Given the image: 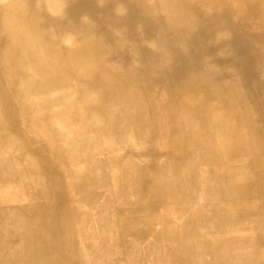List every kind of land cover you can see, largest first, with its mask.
<instances>
[{
    "label": "bare ground",
    "instance_id": "6f19581e",
    "mask_svg": "<svg viewBox=\"0 0 264 264\" xmlns=\"http://www.w3.org/2000/svg\"><path fill=\"white\" fill-rule=\"evenodd\" d=\"M263 172L264 0H0V186L27 199L0 264H264L258 222L221 254L193 225L216 204L168 206Z\"/></svg>",
    "mask_w": 264,
    "mask_h": 264
},
{
    "label": "crops",
    "instance_id": "0c3cea01",
    "mask_svg": "<svg viewBox=\"0 0 264 264\" xmlns=\"http://www.w3.org/2000/svg\"><path fill=\"white\" fill-rule=\"evenodd\" d=\"M1 181L2 180H0V182ZM4 184L5 183H2V185L0 186V197H1L0 207L2 208L7 206V208L5 210L0 209L1 211L0 212L1 215L0 216V237H1L0 249L1 247H3L4 251L6 252V250L8 251L14 248L12 246L16 244V238H17L16 232L12 231V228L14 227V224H16L17 220L9 218V215L15 213L17 208L25 207V206L19 207L17 205L18 204L24 205L25 202L27 203V199L25 198L26 195L24 189H22L20 186L17 185L12 186L10 184L9 186L8 184L6 185ZM18 187H20V189H18ZM221 188H222L221 193L210 192L211 194H209V192H206L208 193L207 196L204 194L205 189H201V190L199 189L200 193H198V191H194L195 193L194 196H198V200H197L198 203L197 202L195 203L194 201H185L184 203H182L181 201L183 200H180L181 203L175 204L174 206L172 204H168V206H170V208L178 207L179 209H186L187 213H189L190 215H194L196 214L195 211L198 209L199 206H201V208L203 209L202 206L204 204L210 205L213 203L212 204L213 206L216 204V206L219 207L218 209L222 211V214L224 216L223 220L219 223L217 222L216 224L215 222L211 223L210 220H206V219L204 220L202 217L200 220V218L197 217L199 218V221L196 219L193 220L194 222L193 225H195L196 228L194 232L197 233L196 224L199 223L200 224L199 227L201 228L200 234H202L204 237H207L208 239L220 238L222 240L223 239H226L227 241L236 240V242H238L235 244L234 243L231 244V247L229 248H222L220 245L219 246L220 248L216 249L218 251L215 252L221 254H232V253L248 254L250 252V249L254 247L253 238L255 239L254 235L256 233L255 230H256L257 222L260 226L261 234H263L264 190H260V188L256 189L253 187V188H248L246 192H242L239 189H235V188L232 189V187H228V186H226L227 189L225 187H221ZM209 189L212 190V188ZM8 192H20V194H18L17 198H15L14 196L10 198L8 197L7 194ZM2 204H4L5 206ZM9 210L11 211V213ZM157 211L158 213L156 219L159 217L160 208H158ZM181 217L182 216H180V218ZM263 240H264V236H263ZM245 244L247 245L245 246ZM262 244H264V241ZM250 245H252L253 247ZM5 247H7V249ZM243 249H245V251Z\"/></svg>",
    "mask_w": 264,
    "mask_h": 264
},
{
    "label": "rangeland",
    "instance_id": "374dc122",
    "mask_svg": "<svg viewBox=\"0 0 264 264\" xmlns=\"http://www.w3.org/2000/svg\"><path fill=\"white\" fill-rule=\"evenodd\" d=\"M123 155H121V157H122ZM117 157V156H116ZM253 172H254V170H252ZM264 173V172H263ZM200 188V187H199ZM254 188H256V189H259L260 187H254ZM202 188H200V190H201ZM260 190H264V188H261ZM58 192H59V194L61 193V189H58L57 190ZM221 191H222V188H217V189H209V188H207V190H205V192H204V194L207 196V194L208 193H206V192H209V194H211L210 192H213V193H221ZM61 196V195H60ZM61 198L59 199V208L60 207H62V202H61ZM263 201H264V198H263ZM27 205V203L26 204H24V205H21V204H18L17 206H19V207H22V206H26ZM5 206V205H4ZM7 207V206H6ZM6 207H0V209H3V210H5L6 209ZM173 214H174V216H175V213L173 212ZM173 216V217H174ZM13 221H15V220H13ZM264 225V224H263ZM250 250H253V248H251ZM117 251H119V250H117L116 248H110V249H108L107 251H105V254L104 255H97V257H99V258H105V259H91L90 257H95L94 255H83V257H85V259H84V264H115L114 263V257L115 256H117L118 254H117ZM228 255H235V256H242V255H244V254H228Z\"/></svg>",
    "mask_w": 264,
    "mask_h": 264
}]
</instances>
